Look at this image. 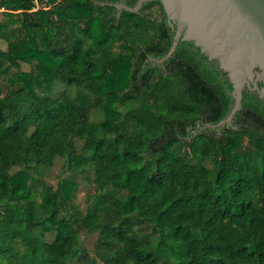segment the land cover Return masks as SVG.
<instances>
[{
    "label": "trees",
    "instance_id": "1",
    "mask_svg": "<svg viewBox=\"0 0 264 264\" xmlns=\"http://www.w3.org/2000/svg\"><path fill=\"white\" fill-rule=\"evenodd\" d=\"M136 1L0 0V264H264V100Z\"/></svg>",
    "mask_w": 264,
    "mask_h": 264
},
{
    "label": "water",
    "instance_id": "2",
    "mask_svg": "<svg viewBox=\"0 0 264 264\" xmlns=\"http://www.w3.org/2000/svg\"><path fill=\"white\" fill-rule=\"evenodd\" d=\"M152 0H137L133 6L115 4L131 12ZM173 31L169 50L160 58L162 63L175 51L180 41L215 60L225 72L233 103L224 118L204 126L219 129L231 125L241 108L245 88L264 100V0H158ZM261 83V85H259Z\"/></svg>",
    "mask_w": 264,
    "mask_h": 264
},
{
    "label": "rangeland",
    "instance_id": "3",
    "mask_svg": "<svg viewBox=\"0 0 264 264\" xmlns=\"http://www.w3.org/2000/svg\"><path fill=\"white\" fill-rule=\"evenodd\" d=\"M0 11H1V9H0ZM149 12H152L153 14H157L156 7L150 8ZM0 17H1V12H0ZM0 47L2 49L5 48V44L1 40H0ZM150 61H152V60H150ZM152 62H154V61H152ZM22 69L27 71L30 69V65L27 63H22ZM61 168H62V159L57 158L55 160L54 165L51 168L50 172L45 177L48 183L52 184L53 186L56 185L59 175H62V173L60 172ZM76 180H77V186L74 188V191L72 193V203L79 206L80 208H84L85 196L87 193H89L93 190V187L91 184H89L87 181H85L81 176H78L76 178ZM51 238H52L51 234L47 235V239H51ZM79 238L81 239V241H83L84 244H86L88 247H91L95 241L96 234L90 235V234H85L82 232V233H80Z\"/></svg>",
    "mask_w": 264,
    "mask_h": 264
},
{
    "label": "flooded vegetation",
    "instance_id": "4",
    "mask_svg": "<svg viewBox=\"0 0 264 264\" xmlns=\"http://www.w3.org/2000/svg\"><path fill=\"white\" fill-rule=\"evenodd\" d=\"M149 58H150V57H148L146 60L149 61ZM207 59H208V58H207ZM208 60H209V59H208ZM209 62H210V63L215 62L216 65H217V62H216L215 60H209ZM217 66H218V65H217ZM218 68H219V67H218ZM259 85H261V83H259ZM245 89H247V88H245ZM245 89H244V90H245ZM247 90H248V89H247ZM249 91H250V90H249ZM250 92H251V91H250ZM252 93H255V92H252ZM255 94H256V93H255ZM202 126H203V127H206V126H204V124H203ZM197 127L199 128V127H201V125H200V124H197ZM217 130H218V129H217Z\"/></svg>",
    "mask_w": 264,
    "mask_h": 264
}]
</instances>
